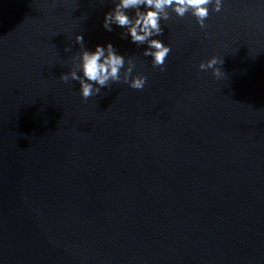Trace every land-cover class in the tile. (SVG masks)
Returning a JSON list of instances; mask_svg holds the SVG:
<instances>
[{
    "label": "water",
    "instance_id": "95a60500",
    "mask_svg": "<svg viewBox=\"0 0 264 264\" xmlns=\"http://www.w3.org/2000/svg\"><path fill=\"white\" fill-rule=\"evenodd\" d=\"M113 7L0 0V264H264V0L162 22L164 71L104 30ZM77 34L144 89L83 100Z\"/></svg>",
    "mask_w": 264,
    "mask_h": 264
},
{
    "label": "clouds",
    "instance_id": "9594fccd",
    "mask_svg": "<svg viewBox=\"0 0 264 264\" xmlns=\"http://www.w3.org/2000/svg\"><path fill=\"white\" fill-rule=\"evenodd\" d=\"M225 0H112L114 7L104 15L102 27L113 31V25L123 29L121 39H128L138 47L144 46L143 56L151 58V66L164 71V65L171 53L170 45L159 39L163 35L162 22L165 24L173 17L194 18L196 25L204 30L210 12L220 13ZM80 51L72 56V67L60 76L64 83L77 81L79 95L87 101L90 97L102 94L101 90L113 84H126L133 90L142 91L147 77L133 75L136 64L133 59L118 53L112 43L96 45L94 51L85 48L83 35L75 36ZM70 52L71 48H65ZM224 60L212 56L199 64V70H211L216 80L225 78L221 70Z\"/></svg>",
    "mask_w": 264,
    "mask_h": 264
}]
</instances>
